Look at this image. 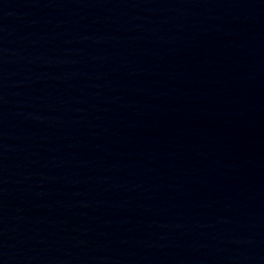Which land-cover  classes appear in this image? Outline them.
Returning <instances> with one entry per match:
<instances>
[{
  "label": "water",
  "instance_id": "obj_1",
  "mask_svg": "<svg viewBox=\"0 0 264 264\" xmlns=\"http://www.w3.org/2000/svg\"><path fill=\"white\" fill-rule=\"evenodd\" d=\"M0 264H264V0H0Z\"/></svg>",
  "mask_w": 264,
  "mask_h": 264
}]
</instances>
